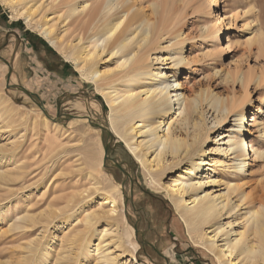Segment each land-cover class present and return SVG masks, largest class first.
I'll use <instances>...</instances> for the list:
<instances>
[{
	"label": "rangeland",
	"instance_id": "374dc122",
	"mask_svg": "<svg viewBox=\"0 0 264 264\" xmlns=\"http://www.w3.org/2000/svg\"><path fill=\"white\" fill-rule=\"evenodd\" d=\"M49 2L44 0V5L31 2L25 7L35 13L34 27L24 17H12L11 8L0 4V56L9 62L8 65L0 59V100L6 102V107H0V173L9 175L5 179L0 177V264H109L93 251L98 241L90 251L70 242L79 237L85 219L92 213L96 215L85 237L103 234L106 228H119L122 247L113 241L107 244L113 239L108 237L100 245L106 253L115 249L114 255L119 256L116 264L133 255L137 264H219L211 252L193 242L173 202L176 194L168 188L171 177L180 179L185 174L190 159L167 154L160 168L151 163L157 153L154 147L142 165L113 132L110 131L113 136L110 140L102 129L92 125L90 121L109 129L107 102L93 83L82 79L75 63L57 52L37 28L47 21L71 48L87 46L96 38L79 42L77 36L94 4L84 11L88 14L81 22L76 17L74 20L66 17L61 0L53 5H48ZM132 2L146 14L152 13L154 2L159 3L158 18L168 26L155 41L156 49L151 51L152 58L166 61H154L153 68L164 69L169 80L177 79L186 96L209 91L229 98L230 102L242 103L243 124L250 130L244 138L248 145L262 147L264 151V43L249 42L258 38L260 29L264 37V0H219L217 6L213 0ZM216 29L220 31L214 35ZM178 52L185 58L181 67L173 63ZM120 60L119 55L105 51L95 65L111 79L121 70L117 68ZM9 66L10 84L38 94L44 109L24 92L7 87ZM239 77L248 82H240ZM153 83L155 80H148L133 88L143 93ZM106 91L114 94L113 88ZM207 103L201 104L197 117L203 108L208 109ZM58 113L62 119L57 120ZM233 114L214 128L210 123L214 116L200 123L197 146L200 152L195 151L192 159L197 160L196 154L204 150L202 159L213 162L203 164L201 173L193 175L194 181L207 177L215 180L205 185L201 193L229 196L231 203H239L241 194L231 192L229 187L239 184L240 192L249 194L238 209L239 214L231 213L222 219L224 232L231 230L235 237L245 230L247 210L264 202V156H252L251 151L246 171L237 173L234 168L237 161L234 155L224 154L227 145L219 135L235 124ZM172 116L168 114L164 124L175 119ZM254 122L255 125H250ZM140 124L141 131L137 130L133 147L150 138L149 133H144L143 123ZM167 127L159 130L160 135ZM192 133L191 128L188 138ZM107 142L109 157L123 170L109 162L107 167L104 165ZM152 178L160 185L151 184ZM106 195L110 196L103 204ZM113 205L117 212L108 213ZM27 215L31 221L21 222V217ZM206 231L210 240L214 232ZM220 235L215 246L224 243L221 239L226 235Z\"/></svg>",
	"mask_w": 264,
	"mask_h": 264
},
{
	"label": "bare ground",
	"instance_id": "6f19581e",
	"mask_svg": "<svg viewBox=\"0 0 264 264\" xmlns=\"http://www.w3.org/2000/svg\"><path fill=\"white\" fill-rule=\"evenodd\" d=\"M57 1L51 0L48 5H53ZM31 2H35V4L41 2V5H44V0H0V4L11 8L13 11L12 17H24L28 25L34 27L35 13L32 8H25ZM213 3L214 6H217L219 0H213ZM61 4L63 5L62 8H65L67 18L74 20V17H76L81 22L88 14L84 11L88 9V6L94 4L92 11H89L88 19L84 22L80 34L77 36L79 42L88 37H90L89 41L96 38L95 41H92L93 43L78 48L77 45H74L71 48L72 45L65 44L64 40L62 41V38L55 34L54 26L48 25L47 21L43 22L41 26H38L37 23L35 25L38 26L40 34L57 52L64 54L66 58L75 63V68L82 79L88 83H93L96 86L97 93L104 97L110 109L109 130L124 143L132 156L142 165L144 159L147 158L150 150L154 147H156L154 152L157 151L154 160L151 161V163L154 162V166L162 168L161 162L167 154H170L173 158L183 156L190 159V165L185 174H181L180 179L171 177L168 188L176 194L175 197H172L173 202L188 230V234L194 240L192 241L196 243L197 247L202 246L211 252L219 264H264V202H260L258 208L247 210L245 230L240 231L234 237L231 230L224 232L225 227L222 224V219L225 215L229 217L231 213L239 214V208L243 202L247 201L249 194H245L243 191L240 192L242 187L239 184L232 187L229 185L231 192L239 191L241 194L239 203H231L229 196L226 197L227 200L222 195H213L210 192L201 193V189L205 185L215 182V180H208V177L195 181L193 179L194 174L201 173L203 164L213 165V162L202 159L204 150L203 153L196 154L199 157L197 160L192 159L195 151L196 153L197 151L200 152L197 148L200 123L202 124L206 119H210L211 116H214L210 121L213 125L211 128H214L221 126L227 121L229 115L234 113L232 116L235 117V124L219 135L220 140H223L224 145H227L226 149L223 150L224 154L234 155L237 161L234 165L237 173L246 171L251 158V151L253 152L252 156H264L262 147L254 148V145L251 143L248 145L244 138L245 133L250 132V130L245 129L243 124L245 122V110L241 108L243 104L236 100L230 102L229 98L225 99L222 95L209 91H205L206 94L201 91L196 95L186 96L181 91L182 85L177 79L169 80V75L167 76L164 69L155 70L153 68L154 61H166L165 58H152L151 55V51L156 49L155 41L168 28L167 25V27L165 26L166 23L158 18L159 3L154 2L152 4L151 14L142 12V9L133 4L132 0H61ZM248 12L244 11V14ZM219 31V29H216L213 34L217 35ZM258 35L257 39L253 38L249 42L256 41L263 44L264 37L261 29ZM158 46L159 44H157ZM89 47L91 48L89 49ZM105 51L110 52L112 55H119L121 59L117 65V68L121 70L111 79L107 78L105 73L100 72L95 65L96 60ZM184 61L185 58L180 53L173 57V63L179 67ZM176 72L178 73L179 69ZM170 77H175V75ZM239 79L244 84L248 82L245 77H239ZM148 80H155V83L148 85L143 93L135 91L133 86ZM114 83L116 84L113 85ZM108 88H113V95L106 91ZM142 95H145V97ZM181 100L185 104H182ZM204 101H208V109L202 107L203 109L198 114V118V110ZM0 107H6L5 100H0ZM171 113L175 119L164 124L168 114ZM210 113L211 115L208 117ZM3 114H6V112L3 111ZM154 116L156 118L152 119ZM0 119H2L1 115ZM158 119H162V121ZM252 121L256 122V119L252 117ZM140 122L146 128L144 133H149L150 138L144 144L140 142V144L133 147L132 141L137 134V130L141 131V128H139L141 126ZM255 122L250 125H255ZM166 125L168 127L162 131L163 135H160L159 130ZM191 128L193 135L188 138ZM215 170L214 168L212 171ZM8 176L6 172L0 173L1 178L5 179ZM188 177L191 178L188 179ZM200 177L202 176L200 175ZM150 182L151 184H159L154 178ZM109 196L106 195L103 204L108 201ZM185 196L189 198H185ZM223 198L226 200H223ZM115 212L117 210L113 205L108 213L113 214ZM95 215V213H92L85 219L86 225L82 231L78 232L79 237L76 236L71 241L68 240L75 244L77 248L86 251H90L94 242L98 241L96 245L94 244L93 251H96L102 260L107 261L109 264H116L119 256L114 255L115 249L108 250L106 253L100 245L106 242L105 238L108 237L109 240L110 238L113 239L107 244L113 241L117 247H122V238L118 227L106 228L103 234L91 233L85 237L90 230ZM25 220L30 222L31 218L28 215L22 216L21 222ZM228 225L232 226V223H228ZM207 229L214 232L210 240L207 238L209 234L206 231ZM99 234L102 235L99 237ZM220 234L226 235L225 238L221 239L224 243L215 246L216 242H219ZM136 262L137 257L133 255L120 264H137Z\"/></svg>",
	"mask_w": 264,
	"mask_h": 264
},
{
	"label": "water",
	"instance_id": "95a60500",
	"mask_svg": "<svg viewBox=\"0 0 264 264\" xmlns=\"http://www.w3.org/2000/svg\"><path fill=\"white\" fill-rule=\"evenodd\" d=\"M0 59H2V61H4L6 64L9 65V62H8L7 60L3 59L1 56H0ZM11 74H12V67L9 66V72H8V75H7V87H11V88H13V89H18V90L24 92V93H25L26 95H28L30 98L34 99L40 108L44 109L43 102L41 101V98H40V96H39L38 94L33 93V92H31V91H28L26 88H24V87H22V86H20V85H17V84H13V85H11V84H10ZM68 117L71 118L72 115H68ZM62 118H63V116L60 115V114L58 113V115H57V120H58V119H62ZM90 123H91L92 125L96 126V127H99L100 129H102V130L108 135V137H109L110 140L113 139V136H112V134H111V132H110L109 129H107V128L104 127L103 125L95 124V123H93V122H91V121H90ZM109 146H110V143H109V142H107V143L105 144V146H104V157H103L104 165L107 167V166H108V162H109V163L111 164L112 167H116V168H118V169H120V170H123V167H122L118 162H116L115 160H113V159H111V158L109 157V155H108V153H109ZM124 173H125L126 176L129 177V174H128L127 172L124 171ZM131 192H132V187H131ZM131 200H132V199H131ZM136 236H138V231H136ZM146 243H147V242H146ZM148 244H149V243H148ZM150 245H151V244H150Z\"/></svg>",
	"mask_w": 264,
	"mask_h": 264
},
{
	"label": "trees",
	"instance_id": "16d2710c",
	"mask_svg": "<svg viewBox=\"0 0 264 264\" xmlns=\"http://www.w3.org/2000/svg\"><path fill=\"white\" fill-rule=\"evenodd\" d=\"M27 34H32V33L29 32V33H27Z\"/></svg>",
	"mask_w": 264,
	"mask_h": 264
}]
</instances>
